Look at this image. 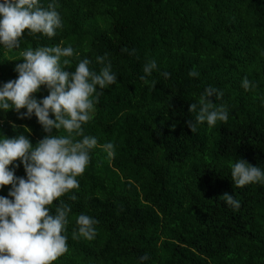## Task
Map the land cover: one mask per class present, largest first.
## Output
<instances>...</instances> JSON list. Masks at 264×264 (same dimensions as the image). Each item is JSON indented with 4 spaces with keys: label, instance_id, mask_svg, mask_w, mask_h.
Wrapping results in <instances>:
<instances>
[{
    "label": "trees",
    "instance_id": "16d2710c",
    "mask_svg": "<svg viewBox=\"0 0 264 264\" xmlns=\"http://www.w3.org/2000/svg\"><path fill=\"white\" fill-rule=\"evenodd\" d=\"M51 2L40 0L44 8ZM55 3L63 26L54 37L25 32L19 48L0 45V88L18 77L23 51L43 46H71L68 71L88 59L98 72L96 58L106 55L117 79L97 89L93 119L83 126L97 147L79 189L61 198L72 206L69 251L54 264H264V183L236 188L231 180L237 159L264 171V0ZM152 60L157 67L145 83L143 67ZM192 70L199 75L189 76ZM245 77L254 89H243ZM209 86L223 93L210 100L225 105L229 119L191 133L187 121L196 113L188 107ZM47 95L42 86L34 98ZM26 112L0 110V137L25 135L35 146L48 135ZM108 142L114 158L101 147ZM9 170L26 178L19 161ZM9 191L0 196L11 199ZM225 193L239 209L220 198ZM80 214L98 221L92 241L72 239Z\"/></svg>",
    "mask_w": 264,
    "mask_h": 264
},
{
    "label": "clouds",
    "instance_id": "9594fccd",
    "mask_svg": "<svg viewBox=\"0 0 264 264\" xmlns=\"http://www.w3.org/2000/svg\"><path fill=\"white\" fill-rule=\"evenodd\" d=\"M57 6L55 0L47 8L41 6L40 0H0V45L8 50L19 48L25 32L54 37L63 26ZM122 51L135 54V49ZM21 55L22 63L15 68L18 77L0 88V110L27 109L25 116L34 114L48 135L35 146L25 135L0 137V189L10 186L11 197L0 196V264H54L69 251L65 228L72 206L61 198L79 189L78 177L89 166L90 152L97 147V139L85 135L83 126L93 119L101 94L97 89L115 84L117 76L110 63H105L106 55L96 58L97 64L103 65L98 72L89 67L88 59L79 61L74 71L66 70L71 62L68 58L74 55L71 46L29 48ZM156 67L154 60L146 63L140 79L148 83L146 77ZM163 75L168 78L170 74ZM198 75L195 70L189 72L191 77ZM151 83L154 87L155 81ZM42 86L48 95L37 101L34 97ZM242 87L249 91L256 85L245 77ZM213 96L219 100L223 93L209 86L198 103L189 105L188 112L196 113L194 121H187L191 133L205 122L211 128L217 122L228 121L227 107L211 102ZM53 130H63L65 134H52ZM101 147L109 158L115 157L113 143ZM16 161L23 165L26 178H17L9 170ZM231 180L236 188L264 183V171L237 159L231 166ZM220 198L233 210L239 209L240 203L233 194L225 193ZM68 200L76 201L77 196L69 195ZM56 201L59 204L53 215L50 209ZM75 223L77 230L72 239L95 238L97 220L80 214ZM147 259V255L141 257Z\"/></svg>",
    "mask_w": 264,
    "mask_h": 264
},
{
    "label": "rangeland",
    "instance_id": "374dc122",
    "mask_svg": "<svg viewBox=\"0 0 264 264\" xmlns=\"http://www.w3.org/2000/svg\"><path fill=\"white\" fill-rule=\"evenodd\" d=\"M6 54H7L8 57H11V55L8 52Z\"/></svg>",
    "mask_w": 264,
    "mask_h": 264
}]
</instances>
